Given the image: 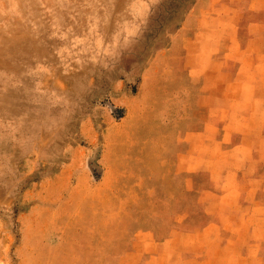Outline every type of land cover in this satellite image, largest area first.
Masks as SVG:
<instances>
[{
	"label": "rangeland",
	"instance_id": "374dc122",
	"mask_svg": "<svg viewBox=\"0 0 264 264\" xmlns=\"http://www.w3.org/2000/svg\"><path fill=\"white\" fill-rule=\"evenodd\" d=\"M197 1L0 0V264H264V73L193 58L191 144L141 89Z\"/></svg>",
	"mask_w": 264,
	"mask_h": 264
},
{
	"label": "crops",
	"instance_id": "0c3cea01",
	"mask_svg": "<svg viewBox=\"0 0 264 264\" xmlns=\"http://www.w3.org/2000/svg\"><path fill=\"white\" fill-rule=\"evenodd\" d=\"M259 11L264 12V5ZM219 21V0H199L191 5L179 26L170 33L166 45L152 54L153 69L151 75L147 71V76H143L141 89H146L148 83L152 84V111L158 112L153 115L152 125L173 128V136L169 137L171 134L168 131L166 141L183 144L192 142L193 58L198 62L206 58H233L241 74L243 87L248 89L240 94L256 93L257 72L264 73V20L257 22L248 19L243 26L239 21L234 22L231 30L224 28ZM224 47H231L233 53L225 57ZM214 125L218 127L219 123ZM176 127H180L182 132L176 133ZM160 141L159 130L153 131L151 142L159 144ZM188 148L191 149V145ZM238 173H249V170ZM258 189L264 192V184ZM259 197L264 202V194ZM262 241L251 253L254 259L258 256L263 257L264 261V237ZM249 242L252 240L249 239Z\"/></svg>",
	"mask_w": 264,
	"mask_h": 264
}]
</instances>
